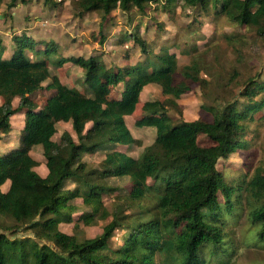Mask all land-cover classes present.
<instances>
[{
  "label": "trees",
  "instance_id": "trees-1",
  "mask_svg": "<svg viewBox=\"0 0 264 264\" xmlns=\"http://www.w3.org/2000/svg\"><path fill=\"white\" fill-rule=\"evenodd\" d=\"M152 1L77 2L79 15L100 9L108 16L116 7L136 8L144 14ZM176 1L165 0V7ZM181 1L203 9L212 5L239 25L254 28L264 40V0ZM43 2L56 4V0ZM127 36L140 45L145 57L123 66H108L100 55L55 58L54 44L41 48L22 31L13 34L10 43L0 39V138L11 131V117L25 110L19 147L11 152L0 150V264H198L207 248L213 253L224 248L227 235L221 225L234 212L237 219L244 215L256 229V238L264 240V161L242 185L225 180L217 166L220 159L245 146V121L264 105V94L256 104H247L244 112L236 109V102L225 101L205 106L212 121L173 120L170 108L181 112V96L194 84L205 82L200 65L192 62L179 69L175 52L166 47L154 52L137 32ZM68 60L82 68L93 90L91 96L51 75L50 63L62 66ZM263 75L258 72L257 78H249L243 96L250 94L252 85L264 92ZM50 77L48 88L56 92L38 109L30 96ZM152 83L161 86L166 99L143 103L144 115L136 124L155 127L156 136L135 158L114 148L138 143L125 118L135 112L142 90ZM110 87L117 88L120 97L110 98ZM16 97L17 107L13 104ZM59 121H70L76 138L65 131L55 141ZM200 134L213 144L201 146ZM39 145L48 168L45 177L36 171L39 162L31 154ZM103 149H108L105 158L87 169L83 154ZM110 175L127 177L131 183L128 195L120 196L124 198L115 206L104 204V195L115 190L106 182ZM67 179L78 185L64 189ZM7 180L10 187L3 191ZM78 197L90 210L74 221L77 208L70 201ZM95 219L107 222L94 237L60 228L61 223L74 221L78 227ZM21 230H32L35 238L15 236ZM119 231L123 241L115 244ZM156 255L163 259L157 261Z\"/></svg>",
  "mask_w": 264,
  "mask_h": 264
},
{
  "label": "rangeland",
  "instance_id": "rangeland-1",
  "mask_svg": "<svg viewBox=\"0 0 264 264\" xmlns=\"http://www.w3.org/2000/svg\"><path fill=\"white\" fill-rule=\"evenodd\" d=\"M77 1L56 0V4L46 5L43 0H30L27 3L21 0H0V39L3 43H10L13 41L11 36L22 31L41 48L54 44L55 58H88L100 55L108 66H123L135 64L145 57L140 45L127 36L131 32H137L149 42L154 52L165 47L170 52H175L179 69L192 62H198L201 67V76L205 82L194 84L181 96L178 100L181 112L170 108L169 115L173 120L212 121L213 117L205 106H217L225 101L231 104L236 102V109L244 112L247 104H256L263 96V90L257 85L251 86L249 95L243 94L249 78H257L256 73L264 72V40L256 36L254 28L239 25L226 15L218 13L214 6L209 5L207 9H203L201 5L189 6L177 0L174 5L165 7V0H153L144 14L136 8L127 11L116 7L110 15L104 16L100 9L79 15L81 10ZM103 36L105 39H102ZM49 66L51 75L58 76L63 84L87 95L93 94L91 84L85 81V74L79 65L68 60L62 66L52 63ZM52 80L53 78H48L42 89L30 96L37 103L38 109H42L56 92L54 88H48ZM116 89H108L110 98L120 97ZM139 98L135 112L125 118L138 143L114 148L135 158L140 156L156 136L155 127L136 124L144 115L142 105L146 100H164L166 96L160 85L152 83L144 87ZM13 104L18 106L19 97L14 98ZM245 124V146L238 147L217 164L225 180L232 184H244L253 168L264 161V105L253 111ZM11 125V135H1L0 138V150L5 152L19 147L20 135L25 126L24 109L11 117ZM56 127L57 132L53 136L55 141H59L65 131H71L76 138L70 122L60 121ZM198 143L209 146L213 141L200 134ZM107 151L108 149H103L96 153L83 154L81 160L87 163L88 169L99 164ZM31 154L39 162L35 167L36 171L40 174L46 173L48 168L42 146L34 147ZM106 182L115 190L104 195L105 206L119 204L124 198L120 196H127L131 190L127 177L110 175ZM149 182H153L152 179ZM77 185L78 182L74 179H67L64 189H73ZM9 187V180L1 186L3 191H7ZM219 199L223 200L221 194ZM70 202L77 208L72 214L74 221L83 212L90 210L82 197ZM223 215L227 214L223 212ZM74 221L61 223L60 228L68 233L76 232L78 235L94 237L102 232L107 222L95 219L91 224L80 223L78 227H74ZM221 227L227 235L224 248L215 253L207 248L198 264H264V240L256 238V229L244 215L237 219V213L234 212ZM121 234L122 231H119L113 239L115 244L122 243ZM15 236L35 238L32 230H21ZM48 243L52 245V242ZM162 259L163 257L156 255L157 261Z\"/></svg>",
  "mask_w": 264,
  "mask_h": 264
},
{
  "label": "crops",
  "instance_id": "crops-1",
  "mask_svg": "<svg viewBox=\"0 0 264 264\" xmlns=\"http://www.w3.org/2000/svg\"><path fill=\"white\" fill-rule=\"evenodd\" d=\"M2 97V96H1ZM2 101H3V98H2ZM2 102H0V104H1ZM60 122V121H59ZM58 122V123H59ZM68 122H70V121H68ZM71 123V122H70ZM72 124V123H71ZM74 131V130H73ZM71 132V131H70ZM11 133L12 132H9L8 134H5V133H3V134H1L2 136H4V135H11ZM72 133V132H71ZM72 135H73V133H72ZM74 136V135H73ZM43 148V147H42ZM33 156V155H32ZM40 174V173H39ZM47 174H48V171L46 172V173H44V174H40L41 176H43V177H45V176H47Z\"/></svg>",
  "mask_w": 264,
  "mask_h": 264
}]
</instances>
